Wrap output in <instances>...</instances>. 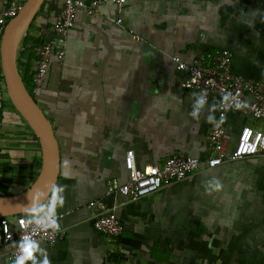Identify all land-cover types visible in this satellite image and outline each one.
<instances>
[{
  "label": "crops",
  "instance_id": "crops-1",
  "mask_svg": "<svg viewBox=\"0 0 264 264\" xmlns=\"http://www.w3.org/2000/svg\"><path fill=\"white\" fill-rule=\"evenodd\" d=\"M4 7L0 0V11ZM63 8L64 0L44 2L18 54L19 72L32 85L43 44L64 51L32 92L52 123L60 152L57 184L65 188L57 217L66 237L53 245L40 241L51 264H264V157L215 169L203 164L184 182L143 199L108 192L110 180L126 181L130 150L140 169L173 156H213L207 140L213 124L206 117L216 103H207L199 119L191 117L195 98L183 88L186 73L174 59L191 63L208 51L228 50L235 74L264 83V3L128 0L119 9L109 2L92 16L80 10L61 41L54 25ZM255 124L230 114L231 147L244 126ZM42 164L39 139L7 95L0 176L9 196L29 189ZM213 178L223 187L209 194L206 182ZM98 201L115 209L120 237L96 230ZM10 220L16 231L15 217ZM17 243L0 249V264H9Z\"/></svg>",
  "mask_w": 264,
  "mask_h": 264
},
{
  "label": "built area",
  "instance_id": "built-area-1",
  "mask_svg": "<svg viewBox=\"0 0 264 264\" xmlns=\"http://www.w3.org/2000/svg\"><path fill=\"white\" fill-rule=\"evenodd\" d=\"M5 7L0 11V122L4 113L7 88L2 67L1 42L8 23L14 19L22 7L29 0H2ZM128 0H64L61 16L56 20L54 31L61 41H64L70 31L74 29L76 16L80 10H85L89 16L95 14L96 9L112 2L122 9ZM122 20H118L121 25ZM63 48L53 42L43 44L39 52V61L32 76V92H37L45 84L54 57L62 60ZM177 69L186 73V80L182 86L193 98L201 91L207 92L208 103H216L217 118L221 113L228 119L232 113H239L254 119V126H244L237 136L234 145L232 136L226 129V121L217 127L213 124L208 135V143L213 156L205 161L200 158L173 156L163 163L155 164L145 169L138 168L135 153L130 150L125 156L127 179L121 183L117 179L108 182V192L119 194L127 198L143 199L156 194L165 187L178 185L187 180L192 174L201 170L203 164L208 169H215L224 164L254 157H264V83L237 75L232 69V53L228 50L217 49L197 56L193 62L187 63L180 58L175 59ZM195 80V83L192 81ZM190 85V86H189ZM225 93H231L236 100L247 101L248 108L236 110L220 108L219 103ZM237 93L239 95H237ZM234 104L235 101H232ZM218 161L219 163H213ZM2 194V179L0 176V195ZM96 207L94 225L96 230L109 239L121 236L123 229L116 216L115 209L102 201L93 204ZM63 217V216H61ZM23 215L15 217L17 230L12 229L10 217L0 219V249L9 246L13 241L19 242L24 236L44 241L50 245L62 241L66 237V230L53 233L37 230L35 225H21ZM17 248L14 247L9 255V264H13Z\"/></svg>",
  "mask_w": 264,
  "mask_h": 264
},
{
  "label": "water",
  "instance_id": "water-1",
  "mask_svg": "<svg viewBox=\"0 0 264 264\" xmlns=\"http://www.w3.org/2000/svg\"><path fill=\"white\" fill-rule=\"evenodd\" d=\"M45 1L29 0L8 23L1 42L2 67L8 98L39 139L43 164L39 177L29 189L10 196H0V219L27 214L23 206L29 202V192L35 189L46 190L47 186L57 184L59 177L60 152L52 123L27 89L18 69L20 45ZM50 195V191H45L36 207L39 209L43 206Z\"/></svg>",
  "mask_w": 264,
  "mask_h": 264
},
{
  "label": "clouds",
  "instance_id": "clouds-1",
  "mask_svg": "<svg viewBox=\"0 0 264 264\" xmlns=\"http://www.w3.org/2000/svg\"><path fill=\"white\" fill-rule=\"evenodd\" d=\"M195 83V80L192 81ZM190 86V85H189ZM237 95H239L237 93ZM232 101H235L233 104ZM208 103L207 100V92L201 91L196 94L195 102L192 105V111L190 113L193 119H199L202 111L205 108V105ZM220 108H232L234 107L236 110H243L248 108L247 101H239L236 100L235 97L232 96L231 93H225L221 101L219 103ZM218 105L213 104L209 108V114L206 117L207 122L210 124H214L217 127L222 125L226 121V116L221 113L219 121L216 120L214 112L217 110ZM213 163H219L218 161H214ZM223 185L218 180L213 178L206 182V191L209 194L212 191H220ZM45 191H50L51 196L49 197V203L47 206V211L40 214V209L36 207V204L41 195L44 194ZM65 188L62 185L52 184L47 186L46 190L35 189L29 192L28 195V204L24 205V211L28 214V218L26 220H22L21 225H35L37 230L40 231H51L53 233H58L61 231V224L59 223L57 217V209L63 208L65 204V196H64ZM17 255L13 261V264H51V260L49 258L48 252L46 249L41 247V244L38 240L31 238L30 236H24L17 244Z\"/></svg>",
  "mask_w": 264,
  "mask_h": 264
},
{
  "label": "trees",
  "instance_id": "trees-1",
  "mask_svg": "<svg viewBox=\"0 0 264 264\" xmlns=\"http://www.w3.org/2000/svg\"><path fill=\"white\" fill-rule=\"evenodd\" d=\"M260 1H262V0H260ZM262 2H263V1H262ZM263 3H264V2H263ZM23 80H24V83H25L27 89H28L29 92L32 94V85H31V83H30L29 81H27L25 78H23ZM32 96H34V95L32 94ZM0 196H9V193H8L7 190L4 188L3 185H2V194H1Z\"/></svg>",
  "mask_w": 264,
  "mask_h": 264
},
{
  "label": "rangeland",
  "instance_id": "rangeland-1",
  "mask_svg": "<svg viewBox=\"0 0 264 264\" xmlns=\"http://www.w3.org/2000/svg\"><path fill=\"white\" fill-rule=\"evenodd\" d=\"M7 104H8V102H7Z\"/></svg>",
  "mask_w": 264,
  "mask_h": 264
}]
</instances>
